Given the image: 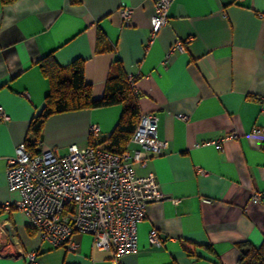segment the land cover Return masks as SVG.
I'll return each mask as SVG.
<instances>
[{"label": "crops", "instance_id": "obj_1", "mask_svg": "<svg viewBox=\"0 0 264 264\" xmlns=\"http://www.w3.org/2000/svg\"><path fill=\"white\" fill-rule=\"evenodd\" d=\"M154 3L0 0V106L8 116L0 122V264H29L32 251L38 264L111 260L90 235L73 234L74 251L42 242L12 205L19 194L7 188V160L32 142L30 122L50 91L39 63L49 55L61 66L83 60L96 100L119 60L135 80L140 114L158 118L156 136L167 148L133 168L137 177L155 175L164 198L148 204L138 250L122 264H236L237 244L264 241V134L256 132L264 127V0H173L167 24L151 37ZM98 34L111 51L97 52ZM178 41L184 49L166 60ZM121 113L116 105L51 116L38 149L61 156L69 145L102 141ZM92 125L100 128L96 137ZM232 133L237 139L228 138ZM255 192L261 202L252 201ZM151 230L160 247L150 244Z\"/></svg>", "mask_w": 264, "mask_h": 264}, {"label": "built area", "instance_id": "obj_2", "mask_svg": "<svg viewBox=\"0 0 264 264\" xmlns=\"http://www.w3.org/2000/svg\"><path fill=\"white\" fill-rule=\"evenodd\" d=\"M172 1L155 0L151 37L167 24ZM122 15L128 20L131 11L125 9ZM183 49L184 43L178 41L166 60L175 50ZM129 81L134 87L131 76ZM180 118L188 119L184 115ZM6 120L8 116L0 106V122ZM157 126L155 114L141 115L130 140L139 150L131 152L127 148L121 155L103 145L92 144L69 145L67 153L61 156L52 149L32 155L25 142L21 143L15 155L7 160V188L19 194V200L12 205L25 214L42 242L55 248L67 246L74 251L77 245L71 241L72 235H90L97 250L111 253L110 264H122L123 257L138 250V225L146 218L148 204L164 198L155 175L137 177L133 168L134 164L144 165L148 158L166 150V143L156 136ZM256 132L264 134V127ZM99 134L97 125L90 126L92 137ZM228 138L237 139V134L232 133ZM198 172L205 174L202 170ZM261 199L262 193L255 192L252 201L261 202ZM10 205L6 203L4 208ZM148 238L152 246L162 245L155 230L150 231ZM25 258L29 264H38L33 251L26 253Z\"/></svg>", "mask_w": 264, "mask_h": 264}, {"label": "trees", "instance_id": "obj_3", "mask_svg": "<svg viewBox=\"0 0 264 264\" xmlns=\"http://www.w3.org/2000/svg\"><path fill=\"white\" fill-rule=\"evenodd\" d=\"M111 50L105 37L98 34L97 52ZM39 65L42 74L50 83V91L42 109L30 122L29 133L32 136V142H25L27 150L32 155H37L40 152L38 145L43 126L51 116L119 105L122 108V113L112 133L102 141L91 139L89 144L105 145L109 151L118 155L123 154L130 144L141 114L138 95L134 92V87L130 83L122 63L119 60L113 63L105 83L104 94L97 100L92 97L91 86L84 80L83 60L76 59L66 66H61L53 56L49 55L44 57ZM237 248L240 256L236 264H264V241L260 245H253L249 241H245L237 244Z\"/></svg>", "mask_w": 264, "mask_h": 264}]
</instances>
